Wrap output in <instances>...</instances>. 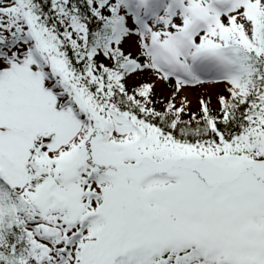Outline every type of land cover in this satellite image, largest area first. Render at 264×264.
Listing matches in <instances>:
<instances>
[{"label":"snow or ice","instance_id":"snow-or-ice-1","mask_svg":"<svg viewBox=\"0 0 264 264\" xmlns=\"http://www.w3.org/2000/svg\"><path fill=\"white\" fill-rule=\"evenodd\" d=\"M0 264H264V0H0Z\"/></svg>","mask_w":264,"mask_h":264},{"label":"rangeland","instance_id":"rangeland-1","mask_svg":"<svg viewBox=\"0 0 264 264\" xmlns=\"http://www.w3.org/2000/svg\"><path fill=\"white\" fill-rule=\"evenodd\" d=\"M193 98H194V94H193Z\"/></svg>","mask_w":264,"mask_h":264}]
</instances>
